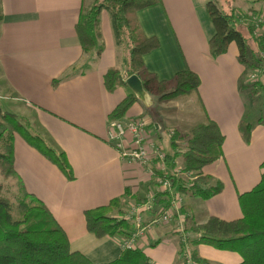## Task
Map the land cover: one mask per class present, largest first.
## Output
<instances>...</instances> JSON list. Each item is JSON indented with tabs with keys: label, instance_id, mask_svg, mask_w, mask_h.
I'll use <instances>...</instances> for the list:
<instances>
[{
	"label": "crops",
	"instance_id": "1",
	"mask_svg": "<svg viewBox=\"0 0 264 264\" xmlns=\"http://www.w3.org/2000/svg\"><path fill=\"white\" fill-rule=\"evenodd\" d=\"M208 1L161 0L137 11L144 34L155 36L159 42L157 48L143 55L145 67L160 80L186 68L195 71L205 112L225 136L222 156L202 168L212 181L222 182V190L202 199L175 189H167L165 194L150 172L123 161L107 140L113 121L109 114L132 92L127 85L108 91L103 83L105 70L123 69L126 55L124 45L116 42L108 12L103 14L102 10L99 15L102 49L90 57L81 47L75 24L81 6H88L91 0H0L1 110L25 119L31 131L64 152L73 172V178H67L55 163L14 133L15 174L9 178L18 184L17 198L27 192L40 200L65 232L70 249L94 263L116 259L122 251L121 237H97L88 231L84 212L113 198L119 199L118 216L126 215L141 200L152 204L141 211L144 231L136 242L153 264H184L185 250L191 256L197 253L205 264L241 261L236 252L190 244L192 234L184 231L183 225L185 215L194 216L198 222L209 215L226 220L241 217L237 197L254 187L264 171L260 167L264 118L252 117L258 107L244 94V65L237 46L231 43L225 53L210 56L208 42L215 31L206 10ZM143 101H135L124 116L147 115ZM201 115H193L191 123L200 121ZM244 115L253 124L249 144L242 141L237 128ZM150 121L152 138L169 145L170 130L163 133L158 119ZM1 183L0 196L7 197ZM165 202L171 204L175 218L151 222Z\"/></svg>",
	"mask_w": 264,
	"mask_h": 264
},
{
	"label": "trees",
	"instance_id": "2",
	"mask_svg": "<svg viewBox=\"0 0 264 264\" xmlns=\"http://www.w3.org/2000/svg\"><path fill=\"white\" fill-rule=\"evenodd\" d=\"M161 0H91L88 6L82 5L75 24V30L84 52L91 57L102 49L100 31L98 28L99 15L107 10L111 17V25L117 43H127L129 49L124 59V68L109 67L103 74V83L108 91H113L120 85H126L125 77L136 74L143 85L141 97L129 92L109 114L111 120L122 118L129 107L138 99L151 93L155 105L160 102L180 99L195 94L202 111L205 112L199 96L200 78L198 74L186 68L178 71L167 80L158 79L143 63V55L159 46L155 36L144 34L137 18V11L160 3ZM252 1V0H251ZM235 0H209L206 3L208 16L214 27V34L209 39L208 49L212 57L227 51L231 43L237 46L238 58L251 68L264 66V59L259 51H264V35L256 37L255 47L248 44L254 24L251 20L246 34L240 30L239 17L245 15L260 16V11H239L235 8ZM251 17V16H250ZM1 18V14H0ZM125 48V47H124ZM248 55L251 60H248ZM81 68L85 69L86 64ZM264 68V67H263ZM264 85V82L261 81ZM260 82V83H261ZM246 85L242 84V88ZM260 89V84L251 89L250 94ZM147 115L150 114L146 109ZM206 114V113H205ZM153 121V120H152ZM151 127L153 122L150 121ZM252 122L243 116L238 122L242 139L248 142L252 132ZM0 169L3 178L15 174L13 167V138L19 133L31 146L37 148L48 159L55 163L69 179L73 172L64 152L51 147L39 134L30 130L25 119L15 114L1 110L0 107ZM177 132L168 134L171 151L165 154V163L174 165L181 156L184 171H194L191 184H185L180 178L172 180L168 189L188 193L193 197L207 199L222 190L221 181L209 180L210 177L200 173V170L222 156L224 136L216 123L205 115L204 120L197 122L187 129L183 150H178ZM165 151V150H164ZM264 166V160L261 162ZM159 185V184H158ZM17 198V207L21 210V218L13 219L11 203L6 197L0 196V264H153L140 248H123L119 256L106 263H94L78 251H72L65 232L55 221L46 206L33 195L25 192ZM238 204L242 216L226 220L215 215H209L204 221L198 222L194 216L185 215L184 231L192 234L190 244H207L214 248L238 252L242 260L238 264H264V171L260 174L259 182L250 190L238 195ZM30 201V202H27ZM165 202L163 208L156 211L155 217L161 215L164 208L170 207ZM119 209V199L113 198L106 205H100L85 210L86 229L101 236L128 237L133 231L132 223L113 210ZM119 211V210H118ZM117 211V212H118ZM20 224H24L20 228ZM184 264H205L197 253H182Z\"/></svg>",
	"mask_w": 264,
	"mask_h": 264
},
{
	"label": "rangeland",
	"instance_id": "3",
	"mask_svg": "<svg viewBox=\"0 0 264 264\" xmlns=\"http://www.w3.org/2000/svg\"><path fill=\"white\" fill-rule=\"evenodd\" d=\"M234 3H235L234 6H235L236 10H239V11H247V10H255L256 11L257 10V11H260L261 16H264V0H252V1L251 0H235ZM107 12H108L107 10H104L103 14H108ZM250 16L251 15H245V16L238 18L240 30L243 31L244 34L249 32V30L246 29V26H248L250 21H251ZM259 28H260V30L258 32H254V30L252 29V31L250 33L254 39L249 38L248 44H250L253 47H255L257 45V40H255V38L256 37L259 38L261 35H264V25L263 26L259 25L258 27H256V29H259ZM122 44L125 47L124 48L125 52H127L129 49L127 43L123 42ZM208 51H209V49H208ZM259 54H260V57L264 59V51H259ZM218 56L219 55H217L216 57H218ZM216 57H212V58H216ZM247 58H248V60H251L250 55H248ZM242 64L244 65L242 84L246 85L245 88H243L244 94L246 95V97L248 98V101H250V103H252L255 107H258V112L256 114L252 112V117L260 116V117L264 118V85L261 82V81L264 82V68H263L264 66L262 67V65L261 66L259 65V66H256L255 68H251L245 63H242ZM259 84H260V89H258L255 93L253 92V94H250L251 89L256 88L257 85H259ZM194 96H196V95L193 94V95H189V96H184V97H181L180 99L169 100L167 102H160L157 105H155V103H153V96L151 95V93L150 94L147 93L146 96L143 97V99L145 101V102L143 101V103H144L143 105L146 107V109L149 110L150 118L155 122L157 119L161 122V124H162L161 130H163V133L168 131V130H170L169 132H173V133L177 132L178 133V135H177V137H178L177 140H179V142H178L179 145L177 148L178 150L184 149L183 146H184L185 140H186L185 133H187L188 127H190L191 125H193L197 122L203 121L205 115L208 116L207 114H205L206 112L202 111L201 106L198 102V98L194 97ZM204 109H205V107H204ZM197 111H200V112H197ZM194 112H196V113H194ZM141 113H143V111L140 113H137V114H141ZM199 113H202V115H201L202 119L200 121H196L194 123H191V121L193 120V115L199 114ZM138 116H140L138 118H143L147 122V125L150 124L151 119L148 118L149 116H147V115H138ZM127 117H129V116H124V119ZM248 117H251L250 114H248ZM253 121H255V120H253ZM216 125H217V123H216ZM148 128H150V125H148ZM237 128H238V125H237ZM169 132H168V134H169ZM238 132H239L240 137L242 139V136H241L239 129H238ZM173 133H172V135H173ZM106 135L109 138V134H106ZM222 135L224 136L223 133H222ZM251 135H252V133L250 134V139H251ZM168 138H169V136H168ZM224 139H225V136H224ZM224 139H223V143H224ZM250 139L248 142H245L243 139H242V141L246 144H249ZM157 142L161 145L163 150H165V151H171L172 150V149H170L171 147H169L170 141H169V145H168V143H166V145H164V144H161L159 141H157ZM222 147H223V144H222ZM115 149L118 151L119 157L123 161L127 162V160L124 159L123 156L120 154L119 149L116 147H115ZM165 164H166V170H167L168 174H171L172 178H175V179L180 178V180L182 182H184L185 184H191L193 182V179L196 178L194 176V171H192V170L184 171L183 166H182L181 156H178V158L174 161V165H169L167 163H165ZM260 167L264 168V166H261V165H260ZM200 173L203 174L202 169L200 170ZM148 174H150L154 177V180L156 183L158 180L161 181L162 183H164L166 181V178L157 175L156 172H153V173L150 172ZM0 176H2L1 169H0ZM2 178H3V176H2ZM2 178L0 177V180H2L1 186L3 188V193L7 196L6 198H8L11 202L12 218L13 219H19V218H21V210L17 207V205H18V201H17L18 184L13 178H9V176H7L6 178H3V179ZM209 180H212V177H210ZM215 181H219V180H215ZM171 182H172V180H171ZM211 183H214V181H211ZM157 186H158V188H161L165 192V194L167 193L166 191H169L167 189L170 187V185L167 187L166 184L164 186H162L161 184H159V185L157 184ZM26 200H28V198H26ZM27 202H30V201H27ZM144 208H145V201L141 200L140 202L136 203L132 207L131 211L128 212L126 215H124V216L119 215L118 216V217L122 216V218L130 221L132 223V226L134 227L130 236H128V237L120 236L121 237L120 244L122 246V249L125 247L128 248V241L130 238H133V242H132V246H130L129 248L138 247V243L136 242V237L138 235H140L139 234L140 229H138L137 221L139 220L140 210L144 209ZM117 211H118V209L115 211L113 210L112 214L118 215L119 212H117ZM164 211H165V213L166 212H168V213L172 212V216H175V214H176L173 211V209L170 207L164 208ZM172 216L166 220L161 219V217H160L157 219V223L169 222L175 218ZM183 225H185V224H183ZM23 227H24V224H20V228H23ZM143 231H144V227L141 229V234L143 233ZM186 252H188V250L184 251V253H186ZM232 252H235V251H232ZM236 253L240 256V258L242 260L241 255L238 252H236ZM190 256H191V254H190ZM183 260H184V258H183Z\"/></svg>",
	"mask_w": 264,
	"mask_h": 264
},
{
	"label": "built area",
	"instance_id": "4",
	"mask_svg": "<svg viewBox=\"0 0 264 264\" xmlns=\"http://www.w3.org/2000/svg\"><path fill=\"white\" fill-rule=\"evenodd\" d=\"M251 20L253 21L254 32L260 30L256 29L259 25H264V16L251 15ZM254 76V75H253ZM252 76V77H253ZM140 116L119 118L110 121V125L107 131L109 138L107 140L111 142L116 148L119 149L120 154L123 156L127 162H133L144 167L148 172H156L157 175L166 178V181L162 183L157 181V184H161L168 187L170 185L171 179L168 178V172L166 170L165 164V151L162 149L161 145L157 142L158 140L153 139L151 136L152 127L148 128L147 122L143 118H138ZM172 134L173 132H169ZM114 139V140H113ZM152 207L150 202H145V208L141 209L139 212V220L137 221L138 229L144 227L142 225V215L141 211L148 210ZM171 208V207H170ZM160 210V209H159ZM172 216V212L163 211L161 215L155 217L153 221L157 222V219H169ZM173 217V216H172ZM133 238L128 241V247L132 246Z\"/></svg>",
	"mask_w": 264,
	"mask_h": 264
},
{
	"label": "water",
	"instance_id": "5",
	"mask_svg": "<svg viewBox=\"0 0 264 264\" xmlns=\"http://www.w3.org/2000/svg\"><path fill=\"white\" fill-rule=\"evenodd\" d=\"M125 83L135 95L139 97L143 95L144 88L140 78L136 74L127 76Z\"/></svg>",
	"mask_w": 264,
	"mask_h": 264
}]
</instances>
